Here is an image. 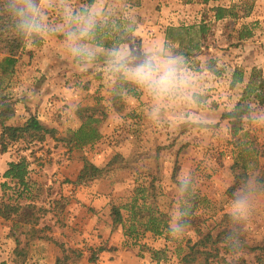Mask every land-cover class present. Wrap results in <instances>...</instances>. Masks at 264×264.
<instances>
[{
  "label": "rangeland",
  "instance_id": "1",
  "mask_svg": "<svg viewBox=\"0 0 264 264\" xmlns=\"http://www.w3.org/2000/svg\"><path fill=\"white\" fill-rule=\"evenodd\" d=\"M80 1L68 0V3L74 10H79ZM82 1V5H86L87 0ZM186 1L188 4H185ZM218 2L227 6L234 4V15L226 17L224 22L211 24L204 34H195L193 29L183 34L174 33L175 38L180 37L184 44L189 45L188 52L186 48L181 49L187 52L183 59L181 56V60L192 80L190 95L193 96L191 100L177 97L161 102L160 108L171 107L176 111L177 124L174 130L165 122L164 115L160 114L156 120L150 118V110L155 101L144 97L143 90L130 82V90L123 88L120 80L125 79L108 72V50L118 47L123 34L133 22L123 13L120 4L110 3L112 8L108 7L101 14L102 17L97 19L98 33L95 37L99 40L98 45L110 44L111 48L102 46L99 49V46L93 44L96 53L94 60L81 62L73 58L66 51L63 37L58 33L43 36L44 42L39 46L32 45L31 39L28 40L12 72L0 70V95L14 108L9 123H21L33 110L50 112V119L54 117L51 121L61 125L56 135L68 137L70 131L81 124L85 115L95 110L93 116L98 119L96 126L101 133L98 141L82 148L73 147L67 141L49 138L43 143L27 147L22 142H16L10 144L4 153L0 152V165L2 155L6 159L28 156V160L35 166L32 171L38 174L36 179L48 176V180L35 182L22 196H16L14 189L3 188L0 181V202L7 201L8 196H11L9 200L19 205L18 211L3 222L9 236L29 238L28 249L33 247L30 241L35 236L49 237L56 250L63 254L64 248L72 257L70 263L79 262L81 259L75 257L79 248H68L58 240L55 242L53 234L58 235L61 230L62 224L57 223L65 224L68 219L75 220L73 218L76 216L83 219L90 216L93 198L101 199L105 195L104 192H93L89 185L72 183L82 164V157L104 165L116 152L120 153V157L103 175L106 187L111 189L106 193L110 196L105 201L109 206L129 204L134 187H146L152 182L155 195L146 197L145 203L138 201L143 203L142 207H156L159 212L166 214L168 222L167 212L172 201L177 199L174 186L176 173L181 169L191 170L196 179L197 190L190 197L191 206L194 205L195 209L188 218L185 234L173 238L169 236L167 228H164L162 234L145 232L160 238L157 250L163 251L157 262L182 264L180 255L185 250V240L195 239L196 229L202 232L211 229L215 232L218 229L216 223L226 212L230 200L227 188L235 182L232 165L235 162L244 164L245 177L253 172L258 178L264 176V128L250 124L249 118L244 117L241 129L233 136L230 133L231 124L227 119L220 118L224 111L235 105L252 69L264 76V0ZM179 3V9L191 14H206L209 8L207 5L201 7L200 0H183ZM117 7L120 11L115 13ZM44 8L48 23L62 28L61 7L56 3L49 5L45 2ZM245 24L251 28L252 35L238 39L237 30ZM45 47H48L47 50H43ZM3 55L0 50V61ZM235 69L242 72L243 81L230 86L228 75ZM201 78L206 81L205 84L198 83ZM114 92L121 95V109L118 111L113 109L111 102ZM251 106L252 109L264 111V104L256 105L252 101ZM101 112H105V116ZM159 119L162 123L158 125L156 122ZM124 162H128V167L121 166ZM128 208L121 210L126 213ZM144 213L147 214L145 210ZM102 214L105 212L102 211ZM137 218L146 220L139 215ZM31 224H35L37 229L33 238H30L32 232L28 230ZM130 224L129 219L123 227L126 240L135 246L142 245L144 235L129 238L125 234ZM229 226L234 227L231 223ZM243 231L246 242L264 243V199L257 205ZM72 236L77 234L73 232ZM150 248L153 247H141L148 252ZM256 254L257 251H242L235 256L226 255V258L232 260L229 264H239L234 259L239 255L245 259L242 264H264V258L259 261ZM0 264H15V261L0 256Z\"/></svg>",
  "mask_w": 264,
  "mask_h": 264
},
{
  "label": "trees",
  "instance_id": "2",
  "mask_svg": "<svg viewBox=\"0 0 264 264\" xmlns=\"http://www.w3.org/2000/svg\"><path fill=\"white\" fill-rule=\"evenodd\" d=\"M210 1L215 2V4H212V6H209L208 8L209 11L213 12L215 20L232 17L234 15L232 12L234 4L227 6L226 4L219 3L218 0H202L205 4ZM206 31L207 25L201 24L199 32L204 34ZM97 33L98 29L96 34ZM237 33L238 39H245L252 35L251 28L246 24L241 26L237 30ZM30 39L31 44L34 46H39L43 41V37L26 38L25 40L19 39L15 35V32L7 18L0 15V50L4 53L0 61V70L2 72H12L13 67L18 61V55L25 49L26 42ZM92 42L99 44L97 37H95V40ZM242 75V72L238 69H235L232 73H230L228 75L230 78V86H233L238 82H242ZM120 81L122 82L123 88L127 87L128 90H130L128 81L123 79ZM120 100L121 95L119 92H114L111 97V102L116 111L121 109L119 104ZM252 101H254V104L256 105L264 104V76L258 73L255 69H252L248 80L242 86L240 96L235 105L230 110L224 111L220 117L221 119H227L229 124H231L230 133L233 136H235L241 129V122L243 118L248 117V109L249 107L252 108ZM94 111L87 113L81 124L76 129L70 131L68 137H59L56 135L58 132L57 128L42 123L35 113L29 114V116L19 124L9 123L10 118L14 115V108L7 101H5L2 95H0V152L4 153L10 144H14L16 142H22L25 144V147H27L32 144L43 143L49 138L67 141V144L71 143L72 146L76 148H82L86 144H93L101 137V133L96 126L98 119L93 116ZM101 114L102 116H105V112H101ZM119 157L120 153L116 152L114 156L105 162L104 165H98L94 161L83 156L82 166L72 183L74 185H88L92 181L103 177L105 171L111 169L112 165L117 162ZM28 165L29 160L26 156H20L17 160L9 161L8 167L4 171L3 176L13 184H7L5 181L1 184V186L3 188L8 187L14 189L16 196L25 195L31 188ZM128 165V162H124L121 166L128 167ZM232 169L235 182L227 188L230 198L235 187L238 186L241 179L246 175V166L244 164H238V162H235L232 165ZM259 179L264 181V176H260ZM151 183L152 182H149V185L146 187H142L140 185L134 187L129 204L110 205L113 226L123 222L121 208L129 207L128 209L130 210L131 224L125 229V234L129 236V238L143 236L145 232L162 234L164 228H167L168 222L166 214L159 212L154 206L142 207L143 203H145L144 201L146 197H153L155 195ZM7 199V201L3 200L0 202V217L4 219H7L12 214H15L19 208L18 204L9 200L11 199V196H8ZM138 200H141L143 203L140 204ZM194 209L195 207L192 205L191 213H193ZM144 210L147 214L144 213ZM137 215H139L140 218H146V220H139ZM135 220L137 222H134ZM229 224L230 221L225 212L221 215L218 223H216L218 229L215 232H213L212 229L207 232H202L199 231V229H196L197 237L195 239L187 238L185 240V250L180 255L182 264H229L232 260H227L226 255L231 254L228 252L224 239L228 230L232 228ZM28 230L32 232V236H30V238H33L37 229L34 225H30ZM242 239L244 242L242 251H257V254L255 255L256 259L259 260L264 258V243L250 244L244 240V237H242ZM29 240V238L27 239L25 237L24 246H20V242L17 241L14 248L15 258L13 259L15 264H23L28 250ZM61 244L62 243H59V245ZM102 249L103 246L90 248L89 262L93 263L96 259V253ZM161 251L163 250H157L154 248L149 249L152 259L155 260L160 258ZM242 251L240 253H242ZM80 256L81 252H76L75 257ZM234 259L238 260L237 262L239 264H242L245 261L242 255L236 256ZM70 260H72V257H70L67 251L63 248V254L55 259V264H69Z\"/></svg>",
  "mask_w": 264,
  "mask_h": 264
},
{
  "label": "crops",
  "instance_id": "3",
  "mask_svg": "<svg viewBox=\"0 0 264 264\" xmlns=\"http://www.w3.org/2000/svg\"><path fill=\"white\" fill-rule=\"evenodd\" d=\"M182 1L87 0L88 4L86 3V5H82L83 1L81 0L80 8L83 9L91 7V9L98 14L97 19H100L102 17L101 14L106 11L108 7H111L110 3L115 5L120 4L123 6V13H125L127 17H130V20L133 22L129 30L126 31L125 35L123 34V39L118 44V47L130 48L132 54L135 56H140L142 53H147L151 55L163 54L164 56H174L180 59L182 56L183 59L185 54L189 51V48H187L189 45L184 44L180 37L178 39L175 38V32H182L181 34H183L186 33V31L193 29L195 34L199 35V27L201 24H206L208 30L211 24L224 22L226 18L215 20L213 12L209 10L206 14H203V12L192 14L191 12L186 13L178 8V6L181 5L179 2ZM200 1L201 7L206 5L209 7L212 6L213 3V1H210L209 3L205 4L202 2V0ZM185 4H188V2L186 1ZM118 10L119 8L117 7L115 13H118ZM121 16L124 17V15ZM117 18L120 19L119 16H117ZM93 44L99 46V49L103 46L102 44L98 45L97 43L91 42V46H93ZM105 47L111 48L110 44L108 46H103V48ZM47 48L48 47H45L43 50H47ZM201 48L203 47L201 46ZM181 49H185L187 52L182 51ZM98 60L102 59L98 58ZM202 77L204 78V76ZM227 81L229 83V80ZM198 83L205 84L206 81L201 78L199 79ZM144 97L148 98V100H154L146 92H144ZM32 113L37 114L39 120L48 126H53L57 128V130L61 126L60 124L56 125L55 122L53 123V121H51V119L54 117L52 116L50 119V112L48 114L46 112L33 110ZM160 114H162V116L164 115V119H166L165 122L168 123L170 128L174 130L177 124L175 109L171 107H165V109L160 108ZM28 116H26L24 120ZM63 118L64 116L61 117V119ZM156 123L159 125L162 122L159 119ZM69 127L72 128V126ZM2 156L3 158L0 165V181L1 183L6 181L7 184L12 185L3 176V173L8 167V162L11 160H17L18 158L15 159V157H8V159H6L4 155ZM26 157L28 159V156ZM33 167L35 166H33V163L29 161L28 173L29 179L31 180V187L34 186L35 182L37 181L41 182L48 180L47 175L40 176V178L36 179L38 174L35 173V170L32 171L34 169ZM78 171L75 173V177L78 174ZM105 180L106 179L101 177L88 184L92 188L93 192H104L105 194L102 196L104 199H97V197L93 198V202L90 204L93 206V208H90L92 210L90 216L85 219H83L81 216L79 218L76 216L73 218L75 220L70 221V219H68L67 222L65 221V224L64 222L57 223V225H62L61 230L58 232L60 235L58 234V236L53 234L54 240H58L62 243L64 242V245L68 248L71 247L72 249H80L78 250L81 252V256L79 257L81 260L79 262L77 261L76 264H91L89 262L90 248H95L97 246H103V249L96 253V259L92 264H160V262L152 259L148 251L141 249V247L144 245L159 249L157 245L161 243L160 238H157L154 235L152 236L150 233H145L142 245L137 246L132 245L130 241L128 242V240H126V237L123 234V227L126 225V222H128L129 219L131 220L130 210H126V213H123V210H121L123 222L113 226L110 206L105 202L107 196H110L106 193H109L111 189L109 186L106 187ZM105 207L107 208L104 209ZM102 211L105 212V214H102ZM3 222H5V219L0 217V256L3 259L12 260L15 258L14 248L17 241L20 242V246H22L23 242L25 241V236H9L8 232L3 226ZM52 224H54V222H52ZM31 225L36 227L35 224ZM73 232L76 233L77 236H72ZM150 235L152 239L149 241L148 238H150ZM30 243L31 247L32 243L34 245L32 248L27 250L23 264H55V259L62 255L60 251L56 250L53 242H51L49 238L36 237L34 240H31ZM7 263L10 262L7 261ZM69 264L72 263L69 262ZM73 264L75 263L73 262Z\"/></svg>",
  "mask_w": 264,
  "mask_h": 264
},
{
  "label": "clouds",
  "instance_id": "4",
  "mask_svg": "<svg viewBox=\"0 0 264 264\" xmlns=\"http://www.w3.org/2000/svg\"><path fill=\"white\" fill-rule=\"evenodd\" d=\"M58 4L63 12V27L56 28L47 20L44 4ZM0 15L10 22L15 35L21 39L39 38L61 34L66 51L81 62L95 59V40L98 29L97 13L91 7L74 10L68 0H0ZM107 69L111 75L121 76L155 101L150 118L156 120L160 104L169 98L191 100L192 80L184 62L174 56L163 54H132L130 48L113 47L107 52ZM249 123L264 128V111L249 107ZM177 199L172 201L167 212V232L173 238L182 237L188 229L192 212L190 197L197 190L196 179L191 170L181 169L174 177ZM264 199V181L253 174L243 177L232 192L226 215L234 226L228 230L225 243L228 252L235 256L243 250L244 226L252 219L259 202Z\"/></svg>",
  "mask_w": 264,
  "mask_h": 264
}]
</instances>
